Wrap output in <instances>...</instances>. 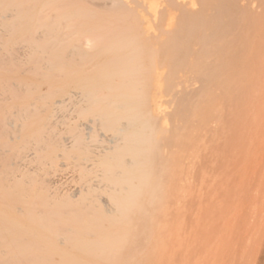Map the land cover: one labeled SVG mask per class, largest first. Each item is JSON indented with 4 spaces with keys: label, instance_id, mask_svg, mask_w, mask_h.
I'll use <instances>...</instances> for the list:
<instances>
[{
    "label": "bare ground",
    "instance_id": "6f19581e",
    "mask_svg": "<svg viewBox=\"0 0 264 264\" xmlns=\"http://www.w3.org/2000/svg\"><path fill=\"white\" fill-rule=\"evenodd\" d=\"M243 3L0 0V264L127 261L156 199L167 125L191 114L208 45ZM29 150L36 166L18 175ZM59 159L83 181L76 195L52 191Z\"/></svg>",
    "mask_w": 264,
    "mask_h": 264
},
{
    "label": "rangeland",
    "instance_id": "374dc122",
    "mask_svg": "<svg viewBox=\"0 0 264 264\" xmlns=\"http://www.w3.org/2000/svg\"><path fill=\"white\" fill-rule=\"evenodd\" d=\"M243 4L244 9L231 7L225 23L219 25L225 26L224 30L219 27L217 43L214 40L208 45L215 51L209 62L207 59L213 66L200 75L201 86L197 80L191 82L193 88L200 87L194 93L197 97L193 94L191 99L192 115L182 124L173 119L167 121L170 127L164 136L169 139L163 141L167 143H162L164 146L161 145L156 159H159L156 199L150 204L144 227L135 236L136 240L141 238L139 242L134 240L138 247L132 246L134 249L128 252L130 256L125 264H264V0H244ZM231 21L233 24H229ZM29 77L30 73H26L20 79ZM222 92H225L223 96ZM167 107V111H172ZM112 134L102 130L103 137L99 140L108 145ZM164 150L169 151L164 153ZM27 155L30 161L22 162L18 175L33 171L36 166L32 160L34 150L27 151ZM58 162L57 171L49 177L52 191L59 188L61 194L76 195L83 181L74 177L69 161ZM185 216H191V224ZM131 254L136 255L131 257Z\"/></svg>",
    "mask_w": 264,
    "mask_h": 264
}]
</instances>
